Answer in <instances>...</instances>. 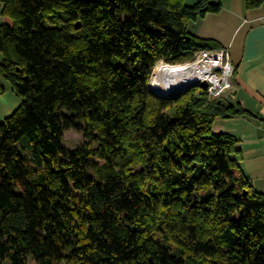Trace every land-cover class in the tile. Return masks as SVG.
<instances>
[{"label":"trees","instance_id":"16d2710c","mask_svg":"<svg viewBox=\"0 0 264 264\" xmlns=\"http://www.w3.org/2000/svg\"><path fill=\"white\" fill-rule=\"evenodd\" d=\"M247 9L264 0H244ZM221 0H0V264H264V194L197 85L161 98L159 61L218 50L189 24ZM74 130L85 142L64 146Z\"/></svg>","mask_w":264,"mask_h":264},{"label":"crops","instance_id":"0c3cea01","mask_svg":"<svg viewBox=\"0 0 264 264\" xmlns=\"http://www.w3.org/2000/svg\"><path fill=\"white\" fill-rule=\"evenodd\" d=\"M198 1L184 0L189 6ZM221 4L219 12L191 22L189 31L229 50L235 65V87L221 101L239 103L256 118H217L212 130L237 140L243 174L255 191L264 194V3L254 9H247L244 0H221ZM0 24H12L1 15V8ZM6 91L0 90V122L21 105V99L11 89Z\"/></svg>","mask_w":264,"mask_h":264},{"label":"built area","instance_id":"2783aa9c","mask_svg":"<svg viewBox=\"0 0 264 264\" xmlns=\"http://www.w3.org/2000/svg\"><path fill=\"white\" fill-rule=\"evenodd\" d=\"M185 67L189 72L185 75L192 76L187 83V88L206 82V89H201L210 100H221L231 95L235 87V65L229 50L222 47L218 50H200L193 58L184 63L169 64L159 61L156 66ZM155 66V67H156Z\"/></svg>","mask_w":264,"mask_h":264},{"label":"bare ground","instance_id":"6f19581e","mask_svg":"<svg viewBox=\"0 0 264 264\" xmlns=\"http://www.w3.org/2000/svg\"><path fill=\"white\" fill-rule=\"evenodd\" d=\"M188 68L185 67H169L165 65H158L154 68L152 78L155 90L164 96L166 94H173L180 89L186 87L187 83L192 80V76L185 75Z\"/></svg>","mask_w":264,"mask_h":264},{"label":"rangeland","instance_id":"374dc122","mask_svg":"<svg viewBox=\"0 0 264 264\" xmlns=\"http://www.w3.org/2000/svg\"><path fill=\"white\" fill-rule=\"evenodd\" d=\"M155 68V67H154ZM154 70V69H153ZM153 73V71H152ZM151 77H152V74H151ZM150 81L151 83L149 82V86L151 87L152 91L154 93H157L158 95H160L156 90H155V86L153 84V79L151 80L150 78ZM0 90L1 92H4V91H9L10 90V87H9V84L0 78ZM3 90V91H2ZM6 91V92H7ZM12 91V90H11ZM166 95H171V94H166ZM18 97V96H17ZM174 97V96H173ZM170 98V97H169ZM63 138H64V146L67 148V149H73L77 146H80L82 145L85 140L83 139V136L82 134L74 131V130H69V131H66L64 132L63 134Z\"/></svg>","mask_w":264,"mask_h":264},{"label":"water","instance_id":"95a60500","mask_svg":"<svg viewBox=\"0 0 264 264\" xmlns=\"http://www.w3.org/2000/svg\"><path fill=\"white\" fill-rule=\"evenodd\" d=\"M199 87H200L201 89H203V90L206 89V87H207L206 82H202V83H200V84H199ZM150 89H151V87H150ZM186 89H187V86L184 87V88H182V89H180L179 91H177V92L171 94V95L160 96V95H158L157 93H155V94H156L157 96L161 97V98H169V97H173V96H176V95L180 94L181 92H183V91L186 90ZM151 90H152V89H151Z\"/></svg>","mask_w":264,"mask_h":264}]
</instances>
